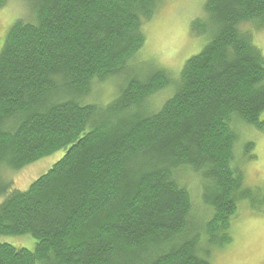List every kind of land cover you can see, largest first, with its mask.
<instances>
[{
    "label": "trees",
    "instance_id": "16d2710c",
    "mask_svg": "<svg viewBox=\"0 0 264 264\" xmlns=\"http://www.w3.org/2000/svg\"><path fill=\"white\" fill-rule=\"evenodd\" d=\"M21 1L26 20L0 48V170L65 153L0 203V237L35 241L32 251L0 243V264H211L240 204L264 207L234 155L237 125L264 130V57L243 30L264 28V0H206L192 31L209 41L174 77L129 68L161 0ZM114 79L112 101L85 103ZM252 150L244 144L247 159ZM188 173L200 180V219L180 183ZM10 187L0 178V196Z\"/></svg>",
    "mask_w": 264,
    "mask_h": 264
},
{
    "label": "rangeland",
    "instance_id": "374dc122",
    "mask_svg": "<svg viewBox=\"0 0 264 264\" xmlns=\"http://www.w3.org/2000/svg\"><path fill=\"white\" fill-rule=\"evenodd\" d=\"M205 2L206 0H161L151 20L143 25L145 42L129 68L145 72L152 67H158L170 72L173 77L178 76L185 61L199 54L209 41L205 36H198L192 31V23L205 18ZM25 18L26 8L21 0H7L4 7L0 8V48L9 28L15 21L26 20ZM243 30L251 33L253 45L264 57V28L254 30L253 26L248 25ZM118 85L117 79L96 83L85 103L105 106L115 98ZM171 95V88L153 95L148 101L150 109L157 110ZM261 119L264 121V113ZM236 128L240 141L235 146L234 155L237 160L240 156L242 158L244 184L246 187L264 191V130L241 125ZM246 143L253 144L250 153L254 156L252 159L244 156L243 146ZM64 153L65 150L59 151L18 171L0 170V178L11 186L6 194L0 196V203L12 190L25 191L34 180L59 161ZM180 183L190 193L193 216L202 218L205 208L201 202L200 180L188 173L182 176ZM230 232V244L212 252L211 264H264V207L260 211L252 212L246 204H240ZM0 243L29 251L35 246V241L29 235L0 237Z\"/></svg>",
    "mask_w": 264,
    "mask_h": 264
}]
</instances>
